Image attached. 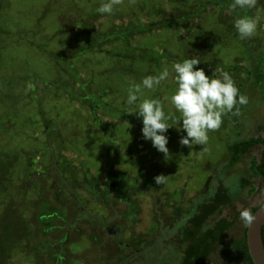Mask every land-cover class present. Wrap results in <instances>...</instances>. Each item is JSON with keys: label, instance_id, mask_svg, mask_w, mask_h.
Returning <instances> with one entry per match:
<instances>
[{"label": "rangeland", "instance_id": "1", "mask_svg": "<svg viewBox=\"0 0 264 264\" xmlns=\"http://www.w3.org/2000/svg\"><path fill=\"white\" fill-rule=\"evenodd\" d=\"M105 2L0 0V264H185L218 217L264 202L251 169L261 148L229 150L264 137V0L236 11L232 0H122L111 15L97 11ZM238 15L261 17L252 38H239ZM193 57L206 75L227 71L248 102L204 146H181L186 133L170 128L165 158L126 112L127 89ZM175 88L170 75L145 98L174 111ZM225 259L206 264H242Z\"/></svg>", "mask_w": 264, "mask_h": 264}, {"label": "clouds", "instance_id": "2", "mask_svg": "<svg viewBox=\"0 0 264 264\" xmlns=\"http://www.w3.org/2000/svg\"><path fill=\"white\" fill-rule=\"evenodd\" d=\"M122 0H106L97 11L100 14L111 15L114 8ZM257 0H232L230 7L237 9H253ZM261 17L259 15H238L234 20V28L241 40L252 38L258 29ZM198 58L184 59L173 63L171 69L165 67L157 75L144 77L140 83H132L127 89L125 103L133 113L142 118V136L150 140L152 146L169 157L167 147L169 137L166 134L170 128L181 130L186 135L181 136L179 144L191 148L193 145H206L208 133L219 129L223 117L228 113H239L238 105L247 104V97L239 93L232 76L227 71L215 69L211 76L206 75L204 69L194 67L200 64ZM170 75L174 76L176 88L166 97L173 110L166 112L164 104L159 98H145V92H154ZM178 114V115H177ZM157 185L165 183V176L155 177ZM245 224L252 220L247 209L240 212ZM62 254L57 255V264H63Z\"/></svg>", "mask_w": 264, "mask_h": 264}, {"label": "trees", "instance_id": "3", "mask_svg": "<svg viewBox=\"0 0 264 264\" xmlns=\"http://www.w3.org/2000/svg\"><path fill=\"white\" fill-rule=\"evenodd\" d=\"M106 37H104L105 39ZM261 148V154L258 159L252 161L251 169L255 176L260 177L264 182V137H251L243 139L229 146L232 153V160L238 159L247 151H253ZM228 198L227 193L216 195L211 201L200 208V213L196 215L193 221L194 225L204 224L225 203ZM262 204V203H261ZM261 204L253 206L249 212L251 216L260 207ZM241 210L235 211L232 218L218 217L211 225L205 228L201 240L193 249L192 257L185 264H206L213 259V255L218 252L226 258L225 263L232 261H241L242 264H254L249 253L246 239L248 224H245L240 218ZM241 225L239 234H233L235 229ZM264 238V226H263Z\"/></svg>", "mask_w": 264, "mask_h": 264}, {"label": "water", "instance_id": "4", "mask_svg": "<svg viewBox=\"0 0 264 264\" xmlns=\"http://www.w3.org/2000/svg\"><path fill=\"white\" fill-rule=\"evenodd\" d=\"M264 202L255 211L252 220L249 222L246 239L250 256L254 264H264Z\"/></svg>", "mask_w": 264, "mask_h": 264}]
</instances>
